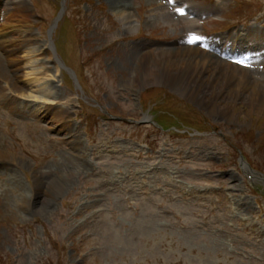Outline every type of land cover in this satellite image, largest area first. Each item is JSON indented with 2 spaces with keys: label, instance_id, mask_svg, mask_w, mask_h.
<instances>
[{
  "label": "rangeland",
  "instance_id": "rangeland-1",
  "mask_svg": "<svg viewBox=\"0 0 264 264\" xmlns=\"http://www.w3.org/2000/svg\"><path fill=\"white\" fill-rule=\"evenodd\" d=\"M115 1L0 0V264H264V0Z\"/></svg>",
  "mask_w": 264,
  "mask_h": 264
},
{
  "label": "bare ground",
  "instance_id": "bare-ground-1",
  "mask_svg": "<svg viewBox=\"0 0 264 264\" xmlns=\"http://www.w3.org/2000/svg\"><path fill=\"white\" fill-rule=\"evenodd\" d=\"M114 4H115V7L116 8H118V10L120 11V12H122V13H124V11H125V4H124V1L123 0H116L115 2H114ZM221 59V58H220ZM3 79V78H2ZM4 81V80H3ZM5 82V84H10L9 83V81H7V80H5L4 81ZM4 84V85H5ZM10 87H11V85H10ZM10 89V88H9ZM11 90V89H10ZM12 91V90H11ZM6 100H7V103L5 102V95L2 93V92H0V103H1V105H0V109L1 108H4V106H5V108L6 107H9L8 106V104H10V106L11 105H13L12 104V102H10V100H9V98L7 97L6 98Z\"/></svg>",
  "mask_w": 264,
  "mask_h": 264
}]
</instances>
